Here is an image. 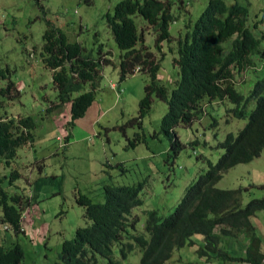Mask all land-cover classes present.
<instances>
[{
	"label": "trees",
	"instance_id": "16d2710c",
	"mask_svg": "<svg viewBox=\"0 0 264 264\" xmlns=\"http://www.w3.org/2000/svg\"><path fill=\"white\" fill-rule=\"evenodd\" d=\"M171 11L168 0L117 2L112 13L105 15L120 51L117 64L109 58V52H102V45L98 57L84 54L79 43L68 42L60 28L46 21L40 58L51 71L57 102H51L45 112L51 114L68 105V118L63 123L66 131L61 134L64 151L77 127H89L83 120L94 104L105 66L117 70L119 82L130 77L136 67L148 76L138 115L131 122L142 128L153 96L165 102L167 112L161 119L160 132L169 141V158L177 157L184 148L176 133L179 126L191 127L208 117L207 128L216 137L222 123L245 124L241 128L238 125L235 134H225L217 144L221 151L217 162L207 161V170L187 185L167 214L160 212L159 200L163 199L159 193L153 195L159 199L153 201L154 208L141 210L144 191L151 182L149 174L158 171L155 155L145 162L149 174L143 181L130 186L105 185L103 204L78 194L75 199L84 210L85 224L75 229L71 239L62 240L57 260L51 264H131L127 260L134 252L140 255L138 264H164L175 251L185 247H194V259L188 264H264L261 225L257 220V213H264V197L244 202L241 188L216 187L228 170L253 161L264 151V7L260 14L251 16L247 8L238 4L228 6L224 0H208L193 25L187 24L184 36L177 40L173 64L179 79L168 91L157 78L162 57L154 60L155 54L145 45L144 36L151 30L155 49L161 52L162 44L171 41L170 24L178 19ZM136 17L141 22H135ZM10 78L9 70L0 68V80H8L6 87L0 88V97L15 99L20 93ZM86 84L89 91L84 90ZM37 128L30 116L0 117V166L11 168L18 149L33 144ZM138 136L135 134L131 147L139 144ZM4 179L11 187L20 175L17 170L8 176L0 173V225L14 235L25 233L22 211L36 203L43 179L32 186L24 183L31 186V196L26 200L4 190ZM149 195L152 198V193ZM141 213L145 219L140 231ZM45 243L43 247L47 248ZM23 261L19 244L6 248L0 243V264Z\"/></svg>",
	"mask_w": 264,
	"mask_h": 264
},
{
	"label": "rangeland",
	"instance_id": "374dc122",
	"mask_svg": "<svg viewBox=\"0 0 264 264\" xmlns=\"http://www.w3.org/2000/svg\"><path fill=\"white\" fill-rule=\"evenodd\" d=\"M91 1L87 4L85 0H0V68L9 70L10 80L20 93L15 99L0 97V117L30 116L38 124L33 144L18 149L14 160V169L21 173L17 171L20 179L12 188L8 181L1 184L11 194L14 192L27 197L28 187L24 178H27V184L43 179L36 203L22 215L25 233L14 235L0 225V243L6 248L19 244L24 252L23 264H51L56 261L62 240L71 239L75 229L85 224L84 210L78 206L75 197L82 194L93 202H102L105 185L130 186L143 181L149 174L145 162L152 155L157 157L158 171L149 174L151 182L144 191L141 210L154 208L153 201L159 199L153 195L159 193L164 201L159 200L160 212L167 214L187 185L205 172L207 161L217 162L221 155L217 144L225 134H235L245 124L239 121L241 126L237 129L239 123L233 122L228 126L222 123L216 137L207 128L208 117L191 127L179 126L176 133L184 148L177 157L169 158V141L160 132L167 104L155 96L141 129L127 126L125 135L120 130L121 126L130 125L131 119L137 117L139 101L145 95L144 87L149 82L148 76L136 72L119 82L117 70L105 66L95 91V104L83 120L89 127L85 125L83 130L77 127L64 151L61 134L66 131L63 123L68 118V107L64 106L61 111L53 110L51 114L45 112L50 103L57 100L51 71L40 58L42 35L48 21L62 30L68 42L79 43L84 54L96 58L99 45H102V52H109V58L117 64L120 51L106 25L105 15L112 13L120 0ZM168 1L172 3V14L178 16L170 24L171 41L163 43L161 52H158L151 30L145 31L144 40L155 54L154 60L159 61L162 57L157 78L171 91L179 79L178 69L173 64V59L177 58V40L184 36L187 24L193 25L208 0H182V6L179 0ZM224 2L228 6L238 4L247 8L251 16L260 14L259 10L264 7V0ZM134 20L141 22L139 17ZM7 82V79L0 80V88H5ZM115 85L116 89L112 90ZM84 90H90L89 84L84 86ZM135 134L139 135L140 141L136 147H131L129 141ZM54 135L61 140L57 141ZM216 187L225 190L241 188L244 202L263 198L264 151L253 161L230 169ZM146 192L152 193V198ZM257 216L264 250V213L258 212ZM144 219L141 213L140 231ZM44 242L47 248L43 247ZM139 259V253L134 252L127 261L138 264ZM193 259L194 247H185L176 251L173 259L165 264H188Z\"/></svg>",
	"mask_w": 264,
	"mask_h": 264
},
{
	"label": "clouds",
	"instance_id": "9594fccd",
	"mask_svg": "<svg viewBox=\"0 0 264 264\" xmlns=\"http://www.w3.org/2000/svg\"><path fill=\"white\" fill-rule=\"evenodd\" d=\"M136 72H139V73H140V67H136V68L134 69V73H133L132 75H134ZM141 73H142V72H141ZM132 75H131V76H132ZM116 87H117V85H115L114 88H112V90L116 89ZM94 104H95V101H94ZM94 104H93V105H94ZM64 106H67V107H68V105H64ZM64 106H63V107H64ZM63 107H61V109H62ZM90 108H91V107H90ZM90 108H89V109H90ZM61 109H60L59 111H61ZM89 109H88V110H89ZM150 110H151V109H150ZM55 111H56V110H55ZM149 112H150V111H149ZM86 113H87V112H86ZM85 116H86V115H85ZM146 116H147V115H146ZM135 118H136V117H135ZM56 119H58V116L56 117ZM136 124H137V123H135V121H133L130 125H126V126H124V127H120V130H121V128H122L123 131H124V128H125V127H127V126L134 127V125H136ZM123 131H122V133H123ZM123 135H125V131H124ZM137 135H138V134H137ZM138 137H139V136H138ZM56 140L58 141V140H61V139L58 137ZM130 142H133V141H129V144H130ZM28 145H29V144H28ZM30 145H32V144H30ZM0 168H2V171H0V173H1V175H4V176H8L9 173H10L11 171H13V170L15 171V170H16V169H14V161L11 163V168H6V167H3L2 165L0 166ZM207 168H208V164H207ZM231 169H232V168H231ZM6 170H8V171H6ZM206 170H207V169H206ZM206 170H205V171H206ZM17 171H18V170H17ZM228 171H229V170H228ZM228 171H227V172H228ZM18 172H19V171H18ZM227 172H226V173H227ZM19 173H20V172H19ZM203 173H204V172H203ZM203 173H202V174H203ZM20 174H21V173H20ZM20 174H19V175H20ZM199 175H200V174H199ZM199 175H198V176H199ZM24 179H25V178H24ZM26 179H27V178H26ZM196 179H197V178H196ZM196 179H195V180H196ZM7 180H8V179H7ZM23 181H24V183H26V180H23ZM3 182H6V180L4 179V180L2 181V183H3ZM20 182H21V181H20ZM34 182H35V181H34ZM34 182H33V183H34ZM33 183H28V184L26 183V184H27V186H28L29 184H31V186H32ZM8 185H9V184H8ZM31 186L28 187V195H27V197H22V196L20 195V196L22 197V199L26 200V198H29V197L31 196V193H30V190H29V188H30ZM9 187H10V186H9ZM12 187H14V183H13V185L11 186V188H12ZM3 189L5 190L6 188L3 187ZM218 189H219V188H218ZM6 190H7V189H6ZM8 193L11 194L10 192H8ZM12 194H14V192H13ZM146 194L149 195L147 192H146ZM87 197H88V196H87ZM100 203L103 204V201L100 202ZM29 206H30V205H29ZM27 209H28V207L25 208V209L22 211V212H23L22 215L26 212ZM175 252H176V251H175ZM175 252H174V253H175ZM174 253H173V255H174ZM173 255H172V257H171V260L173 259ZM169 261H170V260H169ZM169 261H167V262H169ZM167 262H165V263H167ZM165 263H164V264H165Z\"/></svg>",
	"mask_w": 264,
	"mask_h": 264
}]
</instances>
